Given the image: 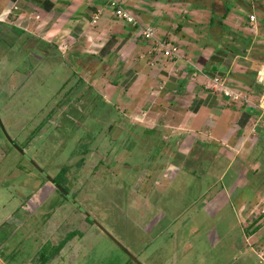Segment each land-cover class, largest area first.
<instances>
[{
    "label": "rangeland",
    "instance_id": "rangeland-1",
    "mask_svg": "<svg viewBox=\"0 0 264 264\" xmlns=\"http://www.w3.org/2000/svg\"><path fill=\"white\" fill-rule=\"evenodd\" d=\"M216 1L246 20L243 0ZM159 3L149 22L158 33L166 16H211L185 2L168 15L167 0ZM56 56L0 24V264H41L43 246L70 232L45 264H257L260 250L245 242L233 204L203 206L207 190L213 195L227 177H197L192 166L175 175L158 136H139L118 104L77 81ZM113 122L125 129L106 126Z\"/></svg>",
    "mask_w": 264,
    "mask_h": 264
},
{
    "label": "crops",
    "instance_id": "crops-1",
    "mask_svg": "<svg viewBox=\"0 0 264 264\" xmlns=\"http://www.w3.org/2000/svg\"><path fill=\"white\" fill-rule=\"evenodd\" d=\"M220 3L222 17L166 16L158 33L149 22L162 4L151 2L140 19L154 30L152 39L116 18L105 0H0V24L54 46L77 81L118 104L143 130L139 136H158L175 175H188L192 166L215 181L227 177L213 195L207 190L203 206L233 204L245 242L256 243L257 264H264V83L257 79L264 68V18L253 11L264 6L243 0L250 8L244 20ZM178 4L168 3L166 14ZM203 19L208 25L200 28ZM171 47L175 54L164 55ZM123 124L106 126L120 131Z\"/></svg>",
    "mask_w": 264,
    "mask_h": 264
},
{
    "label": "built area",
    "instance_id": "built-area-1",
    "mask_svg": "<svg viewBox=\"0 0 264 264\" xmlns=\"http://www.w3.org/2000/svg\"><path fill=\"white\" fill-rule=\"evenodd\" d=\"M107 6H110L112 8L113 15L121 19L127 23H129L131 26L139 28V35L142 37L148 39V38H154V30L150 27L145 25L140 18L141 15L138 13L142 11L143 2L141 5L134 4V2L129 3L128 0H105ZM99 17L98 12L97 14L93 15L92 21L95 22V20ZM250 19H253V15H249ZM160 47H165L166 44L164 42H156ZM176 52L175 47H171L170 49L164 50V55H173ZM262 69H258L257 71V79L264 83V77L261 75ZM223 92L228 95L237 98V94L231 90L223 89Z\"/></svg>",
    "mask_w": 264,
    "mask_h": 264
},
{
    "label": "flooded vegetation",
    "instance_id": "flooded-vegetation-1",
    "mask_svg": "<svg viewBox=\"0 0 264 264\" xmlns=\"http://www.w3.org/2000/svg\"><path fill=\"white\" fill-rule=\"evenodd\" d=\"M154 1H156V0H134V4L141 5V3L143 2L142 7L144 8V6L150 7L151 6L150 3L154 2ZM199 1H201V2H199ZM199 1L198 0H193V1L192 0H167L168 3L185 2L188 4L193 3L195 6H203V8L205 10H208V12H210L211 16H209V17L218 18V17H222L223 15H225L226 9L224 7H222V5H221V7L220 6L217 7V5H216V3L220 4V2H218L216 0H199ZM206 4H209V5H206ZM178 13L180 15V10ZM181 14H187V13L185 11Z\"/></svg>",
    "mask_w": 264,
    "mask_h": 264
},
{
    "label": "trees",
    "instance_id": "trees-1",
    "mask_svg": "<svg viewBox=\"0 0 264 264\" xmlns=\"http://www.w3.org/2000/svg\"><path fill=\"white\" fill-rule=\"evenodd\" d=\"M12 31L17 32L19 34H22V32H20L19 30H15L12 28ZM48 45V44H47ZM51 46V45H49ZM54 47V46H51ZM55 60H58L59 62L62 63L61 59L59 56H56ZM63 170V169H62ZM73 235V233H68L66 237H64L57 245L51 247L50 250L49 246H43V248L41 249L39 255H40V259H41V264H45L49 258L50 255H54L58 252V250L64 245V243Z\"/></svg>",
    "mask_w": 264,
    "mask_h": 264
},
{
    "label": "bare ground",
    "instance_id": "bare-ground-1",
    "mask_svg": "<svg viewBox=\"0 0 264 264\" xmlns=\"http://www.w3.org/2000/svg\"><path fill=\"white\" fill-rule=\"evenodd\" d=\"M261 75L264 77V68H263V70H262V72H261Z\"/></svg>",
    "mask_w": 264,
    "mask_h": 264
}]
</instances>
